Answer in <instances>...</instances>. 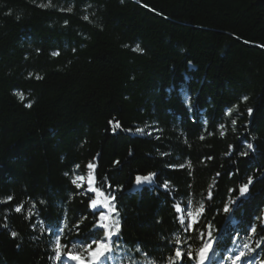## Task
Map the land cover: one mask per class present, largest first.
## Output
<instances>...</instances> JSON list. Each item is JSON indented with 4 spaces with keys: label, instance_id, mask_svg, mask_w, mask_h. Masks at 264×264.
<instances>
[{
    "label": "trees",
    "instance_id": "16d2710c",
    "mask_svg": "<svg viewBox=\"0 0 264 264\" xmlns=\"http://www.w3.org/2000/svg\"><path fill=\"white\" fill-rule=\"evenodd\" d=\"M41 5L49 0H0V264H58L50 226L63 229L69 247L92 231V194L71 183L73 173L87 177L89 162L96 186L115 189L121 229L111 264H167L177 236L195 255L199 232L213 242L208 264H230L241 252V261L262 264L264 5ZM149 173H156L151 183L136 184ZM248 177L253 183L240 196ZM188 200L205 207L196 232L175 218L173 205Z\"/></svg>",
    "mask_w": 264,
    "mask_h": 264
},
{
    "label": "snow or ice",
    "instance_id": "6c2138e0",
    "mask_svg": "<svg viewBox=\"0 0 264 264\" xmlns=\"http://www.w3.org/2000/svg\"><path fill=\"white\" fill-rule=\"evenodd\" d=\"M51 0H49V5H41L43 6H50ZM66 11H71V8L68 9H62ZM83 19L88 20L89 17L85 15ZM67 23V22H65ZM261 47H264L262 45ZM137 51H143L140 49L139 45L136 46ZM53 56L59 55L58 52H53ZM31 75V74H30ZM40 77H37L39 79ZM181 93L183 94L184 90L183 88L180 89ZM16 95L19 96L21 100L24 99V96L21 93H16ZM247 97H243V101H247ZM184 103L191 111V99L187 95H184ZM28 107H31V105H27ZM248 115L251 117L253 115V109L249 108ZM225 115H231V109H229ZM232 124H235L236 121L232 120ZM111 123V122H110ZM225 127L224 124L220 125V128L223 129ZM138 132H143V129H137ZM221 135H224V132L221 131ZM204 137L201 136V139ZM247 148L249 150H253V144L249 143L247 145ZM242 155H248V152L241 153ZM166 155V153H165ZM211 157H209L210 159ZM118 163V162H116ZM96 167V165L92 162H89L86 165V168L88 169L87 177L85 175H76L73 173V178L71 179L72 185H74L77 189H82L83 195H88L91 193L92 195L89 196L88 203L89 207L93 209V216L95 217L92 231L85 235L82 239H77L71 242V246L69 247L68 244L62 243L61 240V234L63 233V229L59 228L58 226L49 227V231L52 232L56 239L55 244L53 247V257L55 261L58 262V264H69L71 261H75L76 264H111V261L115 259V257L112 255V253L120 247L118 243V239L114 241L112 238L119 236L120 229H121V222H120V213L119 210L116 207L115 201L116 196L114 195L115 189H113V192H105L102 190L101 187L96 186L95 178L92 175V170ZM170 167H173L170 165ZM179 167H184V165H179ZM190 167V164H189ZM76 168H79V165H76ZM66 176L69 175V173H65ZM219 175V174H217ZM156 176V173H149L145 176L137 175L135 177V182L137 185H142L145 183H151L153 178ZM169 181L165 180L162 184V187L165 189H168L169 187ZM253 183V178L248 177V180L246 183L242 184L239 188V194L240 196H244L248 190L251 184ZM108 188H112V185H107ZM208 199H211V192L208 193ZM8 201L12 200V197H7ZM231 204H235L236 201L232 200L230 202ZM35 205H33L34 207ZM174 214L177 222L182 227L184 232H196L197 231V225L200 223V217L203 216L205 207L204 204L201 202L198 207L195 209L193 208V201L188 200L184 207H181L180 204H174ZM103 209V211H102ZM17 212H20L21 206H18L15 209ZM223 211L225 213H229L230 206L226 204L224 206ZM53 224H56V222H53ZM6 227V225H5ZM35 227V225H33ZM65 227H67L65 225ZM76 229L79 228V225H75ZM206 228L211 229V224L205 225ZM99 229H103V232H99ZM43 231V229H42ZM251 232H255V226H252ZM12 237L15 238L17 236L16 232L11 233ZM212 232H208V237L211 238ZM198 238L202 241V246L199 247L198 250H185L182 245L186 243V241L181 240L179 236L176 237L175 242L172 246V249H170L171 255L167 258V264H184V261H192L196 260L197 264H205L206 260H210V257L208 255L209 251L212 249V241L209 240V242H203L204 241V233L199 232ZM259 247V245H257ZM67 249V251H65ZM79 249V250H78ZM139 251V249H137ZM254 251V250H250ZM216 253L213 251V255ZM147 255V253H145ZM245 253L241 252L239 255L234 257L233 264H235L236 261H241L242 258H244ZM264 264V262H262Z\"/></svg>",
    "mask_w": 264,
    "mask_h": 264
},
{
    "label": "rangeland",
    "instance_id": "374dc122",
    "mask_svg": "<svg viewBox=\"0 0 264 264\" xmlns=\"http://www.w3.org/2000/svg\"><path fill=\"white\" fill-rule=\"evenodd\" d=\"M246 264H258L254 259H248Z\"/></svg>",
    "mask_w": 264,
    "mask_h": 264
},
{
    "label": "water",
    "instance_id": "95a60500",
    "mask_svg": "<svg viewBox=\"0 0 264 264\" xmlns=\"http://www.w3.org/2000/svg\"><path fill=\"white\" fill-rule=\"evenodd\" d=\"M257 2L264 5V0H257Z\"/></svg>",
    "mask_w": 264,
    "mask_h": 264
}]
</instances>
